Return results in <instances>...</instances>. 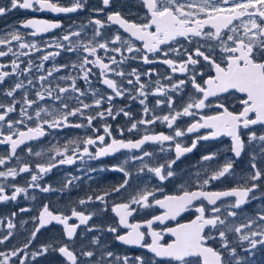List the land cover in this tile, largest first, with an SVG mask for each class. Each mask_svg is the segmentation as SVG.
I'll return each mask as SVG.
<instances>
[{"label":"flooded vegetation","instance_id":"flooded-vegetation-1","mask_svg":"<svg viewBox=\"0 0 264 264\" xmlns=\"http://www.w3.org/2000/svg\"><path fill=\"white\" fill-rule=\"evenodd\" d=\"M62 7H71L74 0H52ZM84 4L83 8L77 9L75 12L55 13L48 10L36 11L34 9H13L0 16V37L10 39V34L16 33L22 36V43L35 45L34 48H21L20 42L12 40L9 45H0V51L8 52V48H12V52H8L6 56L0 57V72H9L11 75L5 77L0 83V104L5 107H14V111L8 113L4 121H0V139L3 135H12L17 137L19 131H27L28 128H35L39 122L42 124L45 135L35 139L27 140L19 145L14 155L9 156L11 147L8 144H0V156H9L4 165H0V171L6 172L9 168L16 169L18 175L15 177H0V185L5 189V194L11 196L13 185L24 187L27 189L25 193L17 195L15 200L0 201V239L7 236L9 231L12 235L3 243H0V252L8 254L11 251L20 249L16 256L10 257L9 264H20L21 260L25 264H71L66 257L59 253L61 246H67L78 259V264H124V257L129 258V264H137L135 257L140 256L145 264H179V262L167 257H155L146 247L139 245L124 244L115 239L116 235H124L129 229L125 225L119 223V217L112 211V208L121 203L131 201L133 196L143 191L153 192V197H149L150 207H142L131 204L136 209L131 216L128 217V223L140 224V231L145 233L142 244H150L152 237L146 221L156 216H163L166 212L165 208L154 203V200H163L166 196H179L184 191H227L232 188L251 187L252 183L258 185L257 188L249 194L246 204L240 209L229 207L235 203V197H223L217 201L216 207L221 208L219 213L221 219H226L227 223L233 227L247 224L249 219L256 220V224L251 225L248 229H242L244 234L249 231H258L260 226L264 225V221H259L257 214H264V176L260 180L252 181L250 175L254 174L255 169L251 167L253 162L256 163L257 169L264 173V142L252 141L249 143L248 129H241V138L245 142V148L240 157H235L231 151V138L226 135H219L215 138L203 140L199 139L196 147L188 153H184L178 160L175 156V145L180 143L182 147H191L193 140L198 137L208 135L210 129L200 128L192 133H187L188 126L195 122H203L202 116L216 115L222 111L217 105L224 103L229 111L239 112L242 110L239 100L241 94L233 93L221 94L219 98L209 97L206 101V107L202 109H193L192 116H181L169 128L167 123L160 120H154L152 124H138L137 129L129 131L133 122L144 120H153L154 117H162L164 115H173L175 111H180L193 98H200L201 94L197 93L192 87L190 77L196 74L197 82L203 85L204 80L215 72L207 67L202 58L199 65L189 66L188 73L173 72L171 68L162 63L164 59H172L179 64L187 59V54L194 51L199 45H204L202 51L208 52L207 45H215V41H209L206 38H192L191 43L183 37H177L175 41H169L168 44L161 45L158 53H147L143 49V43L126 32L118 24L109 22L108 16L112 13L119 12L121 16L129 21L137 24L147 22L149 14L143 6L142 0H110L109 5L105 6L103 0H80ZM179 3L187 4L191 0H178ZM0 6L10 7V0H0ZM187 11V9H185ZM44 20L51 23H58L60 27L50 29L47 32H40L31 35L33 29L24 27L23 22L30 20ZM99 19L102 27L99 29L100 35H95L97 26L91 22ZM239 21L234 24L239 25ZM155 30L154 27L152 29ZM206 30L212 31L209 26ZM227 33V29L223 30ZM69 32H79V36H70L69 41H64L62 37ZM242 32V29H241ZM119 34L122 38L121 42L112 43L113 37ZM226 39V35L223 37ZM123 41H130L136 48H140V52L129 53L127 45ZM198 42V43H197ZM57 43L64 45L62 48L57 47ZM95 47L99 43H107V49L97 47L96 56L84 52L83 45L89 44ZM69 46H75L74 51H67ZM113 48H119V52L112 51ZM171 49V50H170ZM179 49V52L175 51ZM49 53L53 54L48 60L43 61V68H39L41 58ZM59 53V55H55ZM147 55L151 63H144L142 57ZM87 56L90 61H95L99 57L103 63L109 65L114 71L105 72V76H101L102 69L95 63H89L85 66V70L90 69L88 79H83L84 71L79 64ZM135 57V58H133ZM215 58L219 62L221 53L217 47L215 50ZM115 59L116 63L111 61ZM18 64L16 73H13L12 61ZM29 60L32 61L31 71L24 72L23 69L29 67ZM73 64L76 67H73ZM67 65V67H62ZM53 67L60 70L54 72L51 77L45 81H40L41 75L47 76V72ZM132 69H136L139 75L140 83L145 84L143 90L146 96H140L136 76L129 75ZM124 72V76H119L117 72ZM200 73H204L202 76ZM61 77H72L76 81V86L84 93L80 95L72 92L70 85L71 79H60ZM107 77L116 82L118 87L124 90V95L116 96L112 89L102 83ZM171 77V79H168ZM29 80L32 81L29 84ZM128 80H132V84H128ZM185 80L179 90H173L171 85ZM159 81V85L157 84ZM22 83L23 88L17 89L12 97H8L5 93L15 86L16 83ZM45 89L52 88V96L49 97L44 92V100L37 101L35 105L27 108L24 105V96L27 93L28 99L36 100V92L41 90V86ZM59 87H68L66 94H60L57 89ZM158 86H163L167 95H154V91ZM57 95L62 96L63 103L68 105V111L73 108L81 107L79 101L92 105L88 109H83V116L76 115L68 117L70 124H82L83 127H60L49 128L43 124V119H53L64 114L62 102L55 100ZM112 96V100L107 99ZM79 96V101L76 97ZM171 96L174 102V108H169L166 101ZM71 97V99H69ZM132 97H136L132 99ZM102 99L99 106L94 104L95 99ZM145 100V105L150 109L148 113L143 111L145 105L140 104V100ZM157 99L165 101L159 106L156 105ZM15 101V103H13ZM26 107L28 115L32 119L21 117V108ZM38 108H47L49 112H54V116H47L41 113L42 119L37 121L34 113ZM112 109V115H108V109ZM123 109V111H121ZM4 111L0 108V113ZM98 112H104L101 118ZM124 112H128L129 116H125ZM251 115V114H250ZM87 116H95L91 126L88 125ZM24 120V123H16L13 128L8 127L9 121ZM109 126L111 136L104 133V126ZM179 128L185 131V135L175 137L173 141H165L162 143L147 142L141 146V149H120L115 153L100 157L98 159L89 158L87 154H83L84 143L87 138L95 139L97 134L105 135L104 144H110L112 139L132 140L136 141L145 135H155L164 133L174 136L175 130ZM96 129V131H93ZM251 131L257 136L264 134V126L253 125ZM75 141V143H69ZM67 145V151L64 156L56 154V150L64 151ZM104 145L99 141L95 145H88L89 152L95 156L97 148ZM31 149V152H29ZM73 150L76 155L73 156L74 163L60 164L58 161L66 156H72ZM144 152L152 153L150 156H143ZM36 153H40L39 156ZM215 154V158L210 161H204L201 158L205 155ZM55 157V159H53ZM143 157V159H136ZM253 157L255 160L253 161ZM171 160H176L172 165L174 176L168 177L164 181H160L154 173L149 172L148 168L167 165ZM227 161H231L233 169L230 175H226L218 180L211 181L208 185L201 187L203 180L207 179L213 172L219 170ZM55 164V167L48 173L41 174L40 179L36 182L39 188L29 187L31 175L38 173L37 165ZM27 164L31 169L27 173H19V168ZM147 165V167H144ZM115 166L123 167L129 173L128 177L124 173L113 170ZM144 168L141 171V168ZM166 174V173H165ZM75 178V179H74ZM125 179L128 184L125 185L118 193L111 190L123 184ZM71 181V183H69ZM67 184V187L65 185ZM50 186L51 191H41L43 187ZM105 192L109 194L104 196L103 201L96 200L95 197L103 196ZM91 196L93 199L88 200ZM254 197V198H253ZM80 200L86 203L80 204ZM47 204L54 214H63L69 217V225H78L75 234L71 239L65 234L64 226L58 222H50L40 228L35 237L31 233L38 226L39 214L44 205ZM203 204L210 214L212 205H208L206 200L200 199L193 201L192 206L181 212L176 219H166L163 222L154 221L152 231L161 233L160 243L168 244L175 239L171 233L167 231L169 228H175L177 224L188 223L193 220L197 213L196 207ZM21 209H27L21 211ZM75 209L85 215L91 214V218L87 224H80L77 217L72 216V210ZM229 211H236L235 217L228 216ZM13 213L15 215L13 216ZM9 220L14 227L9 230L7 225ZM109 227L117 228L116 233L108 231ZM88 229H91L89 231ZM205 234L214 237L207 241L208 246L221 250L225 260L231 259L227 251L221 249V241L218 236V229L208 227ZM229 244L236 248L237 255L242 258V264H264V245H257L254 250L245 251L249 248L247 241L241 242L237 233L234 231L226 233ZM97 238V243H92L93 238ZM31 240V243L28 241ZM28 244L27 248L24 245ZM41 246H49L48 250L42 255L33 257L34 252L41 251ZM91 251L94 253L92 257L82 255L83 252ZM111 252L112 256L107 253ZM2 259V257H0ZM196 259V258H191ZM196 264H200L196 260ZM232 264L235 260L232 259Z\"/></svg>","mask_w":264,"mask_h":264},{"label":"snow or ice","instance_id":"snow-or-ice-1","mask_svg":"<svg viewBox=\"0 0 264 264\" xmlns=\"http://www.w3.org/2000/svg\"><path fill=\"white\" fill-rule=\"evenodd\" d=\"M110 0H103L105 6L109 5ZM143 6L147 9L149 14L146 23L137 24L134 22H129L125 20L119 12L112 13L108 16V21L118 24L126 32H129L136 39L140 40L143 43V49L147 53H158L160 51V46L168 44L169 41H175L177 37H183L185 40L191 43L192 38L199 37L202 39H207L209 41H215L216 44L207 45L208 52L202 51L201 48L204 45L197 46L194 51L187 54V59L181 61L177 64L176 61L172 59H164L162 63L168 65L173 72L179 71L180 73H188L189 66L193 68L200 63L202 58L205 65L211 68L215 75H210L206 80H204L203 85L197 82L196 74L193 73L190 77V82L192 87L197 93H200V98H193L189 103H187L182 110L175 111L173 115H164L162 117H154L153 120H144L133 122L129 131L137 129L138 124H152L154 120H160L163 123H167L169 128H172L177 119L181 116H192L193 109H202L206 107L205 101L209 97L219 98L221 94H241L242 98L239 100L242 110L239 112L229 111L228 107L224 103H219L217 107L222 109L216 115L212 116H202L201 122H195L187 127L186 132L192 133L200 128L210 129L208 135L203 137H198L197 140H193L191 147H182L180 143L175 145V156L178 160L184 153L191 152L197 145L199 139L208 140L215 138L221 134L226 135L231 138V151L234 153L235 157H240L245 148V142L241 138V129H248L249 143L252 141H261L264 142V134L257 136L254 131H251V126L253 125H262L264 126V0H191L187 4L179 3L178 0H142ZM84 4L80 0H74V4L71 7H62L58 3L52 2V0H10V7L0 6V16L5 14L8 11L13 9H34L36 11L48 10L55 13H68L75 12L79 8H83ZM187 9V11L185 10ZM234 21H239V25L234 24ZM97 26V31L95 35H100L99 29L103 26L102 22L99 19L91 21ZM24 27H31L33 32L31 35H36L40 32H47L50 29L58 28L60 25L58 23H51L44 20L30 19L23 22ZM206 26H209L212 31L206 30ZM154 27V31L152 30ZM227 29V33L223 30ZM242 29V32H241ZM79 32H69L67 35H64L62 39L64 41H69L70 36H79ZM226 35V39L223 37ZM22 36L16 33L10 34V39L0 37V45H9L12 40L20 42L19 46L21 48H34L35 45H30L27 43H22ZM122 38L119 34L113 37L112 43L121 42ZM127 45V51L140 52V48H136L132 45L130 41H123ZM198 43V42H197ZM58 48L64 47L57 43ZM97 47L100 49H107V43H99L95 47L89 44L83 45V50L86 53H89L92 56H96ZM219 48L221 53V59L218 62L215 58V50ZM67 51L71 52L75 50V46H69ZM171 50V49H170ZM112 51L119 52V48H113ZM179 52V49L175 50ZM8 52H12V48H8ZM8 52L0 51V57L6 56ZM53 55L49 53L44 55L41 58V64L39 68H43V61L48 60L49 57ZM55 55H59L56 53ZM135 58V57H133ZM144 63H151L148 56L145 54L142 57ZM113 64L116 63L115 59L111 61ZM89 63H95L99 65L102 69L101 76H105V72L114 71L109 68V65L103 63V61L97 57L95 61H90L87 56L84 57L83 61L79 64V67L84 71L83 79L87 80L90 69L85 70V66ZM29 67L23 69L24 72H30L32 61L28 62ZM3 67V65H0ZM18 64L15 60L12 61L13 73H16L18 69ZM62 67H67L64 65ZM73 67H76L73 64ZM60 69L53 67L47 72V76L41 75L39 77L40 81H45L48 77H51L54 72H58ZM119 76H124V72H117ZM204 73H200L202 76ZM11 75L9 72H0V83H2L5 77ZM129 75L136 76V83L139 84V95L146 96L145 84L140 83L139 75L137 74L136 69H132V72ZM60 79H71L72 83L70 85L72 92H77L81 96L84 93L76 86V81L72 77H61ZM171 79V77H168ZM32 81L29 80V84ZM102 83L107 85L108 88L112 89L116 96L124 95V90L118 87L115 81L105 77L102 80ZM132 80H128V84H132ZM159 81L157 84L159 85ZM185 80H180L178 83L171 85L173 90H179L183 85H185ZM22 83H16L14 87L6 91L8 97H12L13 93L20 88H23ZM58 92L60 94H66L69 91L68 87H59L57 85ZM44 92H47L49 97L52 96L53 89H45L43 85L41 90L36 92V100L28 99L27 93L24 96V105L27 108L32 107L37 103V101L44 100ZM154 95H167L165 88L163 86H158ZM112 96H108L109 101L112 100ZM136 97H132L135 99ZM55 100H60L62 102V109L64 114L60 117H54L53 119H43L42 123L48 125L49 128H60V127H83L82 124H70L68 117L81 115L83 116V109H88L92 107L87 103L79 101V96L76 99L80 102L81 107L73 108L68 111V105L63 103L62 96L57 95L54 97ZM71 99V97H69ZM103 98L95 99L94 104L99 106ZM141 105H145V100L141 99ZM160 99H157L156 105L159 106L161 103H164ZM15 103V101H13ZM167 105L169 108H174V102L171 96H168ZM0 108H3L4 111L0 113V121H4L8 113L13 112L14 107L8 106L5 107L3 104H0ZM26 107L21 108L20 115L21 117H26L27 119H32L28 115ZM58 110H53L49 112L47 108H38L34 113L37 121L42 119L41 113H45L47 116H54V112ZM123 111V109H121ZM143 111L148 113L150 109L145 105ZM104 112H98L97 115L101 118L104 116ZM251 114V115H250ZM108 115H112V109H108ZM125 116H129L128 112H124ZM96 119L95 116H87L88 125L91 126L92 121ZM16 123H24V120L19 121H9L8 127L11 129ZM96 131V129H93ZM104 133L108 136H111V131L109 126H104ZM2 135V134H0ZM45 135V130L41 123H37L35 128H28L27 131H19L17 137L13 138L10 135H3V138L0 139V144H8L11 147V152L9 156L14 155L16 149L19 145L23 144L27 140L35 139L40 136ZM185 135V131L177 128L175 130L174 136L166 135L164 133H159L155 135H145L141 139L136 141L128 140H117L112 139L110 144H104L105 135L97 134L96 138H87L83 141L84 148L83 154H87L89 158L98 159L100 157L110 155L117 152L120 149H141V146L147 142L153 143H162L165 141H173L175 137H181ZM97 141L100 144L104 145L97 148L95 156L89 152L88 145H95ZM69 143H75V141H70ZM67 151V145L65 146L64 151L56 150V154L59 156H64ZM264 151V148H262ZM31 152V149H29ZM37 156L40 153H36ZM76 155V151L73 150L72 156H66L64 159H60L58 163L60 164H73V156ZM152 153L144 152L143 156H150ZM9 156H0V165H4L6 160L9 159ZM215 158V154L205 155L201 159L204 161H210ZM55 159V157H53ZM136 159H143V157H137ZM255 157H253V161ZM176 160H171L167 165H160L157 167L148 168L149 172L154 173V175L159 178L160 181H164L168 177H172L175 173L171 170L172 165ZM55 167V164L49 163L48 165L38 164L37 169L38 173H33L31 175V180L29 182V187L39 188L40 185L36 183L40 179L41 174L48 173L51 169ZM144 167H147L145 165ZM251 167L255 169L254 174L250 175L252 181H257L264 176L255 162L251 164ZM233 169V164L231 161H227L219 170L213 172L207 179L203 180V185H208L211 181L218 180L226 175H230ZM113 170H118L124 173L125 177L129 176V173L125 171L123 167L115 166ZM144 168H141L143 171ZM31 169L27 164L19 168V173L30 172ZM166 173V174H165ZM18 175L16 169L9 168L6 172L0 171V177H15ZM75 179V178H74ZM71 183V181H69ZM128 184V180L125 179L123 184H120L116 188L112 189V192L118 193L125 185ZM67 187V184L65 185ZM256 183H252L251 187H239L232 188L227 191H184L182 195L179 196H166L163 200H154L156 205H159L162 208L166 209V212L163 216H156L153 219L146 221V224L149 229V234L152 237V242L150 244H142L141 242L145 238V233L140 231V224H130L128 223V217L136 210L131 207V204H136L142 207H150L149 197H153V192L143 191L138 193L137 196H133L131 201L127 203L117 204L112 208V211L116 213L119 217V223L125 225L129 231L124 235H116L115 239L128 245H139L140 247H146L155 257H167L179 262V264H196V260H199L200 264H232V259L235 260V264H242V258L237 255L235 247H232L229 244L226 233L234 231L239 234L238 239L241 242L247 241L249 243V248L245 251L254 250L257 245H264V225L260 226L258 231H249L247 234L242 232V229H248L251 225L256 224V220L249 219L247 224H241L240 226L233 227L227 223L226 219H221L219 213L221 208L216 207L217 201L221 200L223 197H235V203L229 207L234 209H240L242 205L246 204L249 199V194L253 189L257 188ZM13 192L11 196L5 194V189L0 185V201L15 200L17 195L20 193H25L27 191L24 187H19L13 185ZM52 189L50 186L43 187L41 191L48 192ZM109 193L105 192L103 196L95 197L96 200L103 201L104 196H107ZM254 198V197H253ZM93 198L88 197V200L91 201ZM206 200L208 205H212L210 209V214L208 209L201 204V206L196 207L195 211L197 213L196 217L188 223L177 224L175 228H169L167 231L172 234L175 238L168 244L160 243L161 233L152 231V224L154 221L163 222L166 219H176L181 212H184L187 208L192 206L193 201L196 200ZM80 204L86 203L85 200H80ZM27 209H21V211H26ZM236 211H229L228 216L235 217L237 216ZM15 213H13V216ZM72 216L79 219L80 224H87L91 218V214L85 215L81 212L72 210ZM259 221H264V214H257ZM69 217L63 214H54L47 204L44 205L42 211L39 214L38 226L31 233L32 237H35L39 232L40 228L44 227L50 222H58L64 226L65 234L69 239L73 237L76 232L78 225H69ZM8 229L11 230L14 225L9 220ZM211 227L213 229H218V236L221 241V249L227 251L231 259L225 260L221 250L215 249L208 246L207 241L214 239L212 236L205 234V229ZM91 231V229H88ZM109 232L116 233L117 228L109 227ZM12 235V232L9 231L7 236H4L3 239H0V243H3ZM31 243V240L28 241ZM92 243H97V238H93ZM28 244L24 245V248H27ZM49 246H41V251L34 252L33 257L42 255L48 250ZM20 249L5 254L0 252V264H9L10 257L16 256L17 252ZM59 253L66 257L71 264H78L77 256L65 246H61L58 249ZM82 255L86 257H92L93 252L87 251L83 252ZM108 256H112L111 252L107 253ZM191 258H196L191 259ZM124 264H129V258L124 257ZM137 264H145V261L140 257H135ZM20 264H25L24 260L20 261Z\"/></svg>","mask_w":264,"mask_h":264}]
</instances>
